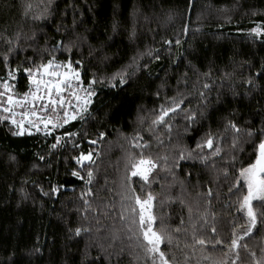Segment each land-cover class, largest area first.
Listing matches in <instances>:
<instances>
[{
	"label": "trees",
	"instance_id": "trees-1",
	"mask_svg": "<svg viewBox=\"0 0 264 264\" xmlns=\"http://www.w3.org/2000/svg\"><path fill=\"white\" fill-rule=\"evenodd\" d=\"M27 3L32 9L25 16ZM46 8L50 16L32 19ZM262 21L264 0H0V37L13 41V51L8 52L9 45L0 39L2 78L7 71L5 54L11 68L26 67L32 61H46L45 49L51 50L58 41L76 40L77 36L86 40L73 48L72 57L83 60L86 78L93 74L110 77L132 65L134 57L139 65L138 70L127 67L130 80L124 90L97 85L91 117L72 121L54 133L78 132L74 138L78 149L72 142L51 149V135L13 136L6 124H0V264H91L105 252L112 255L104 264H151L138 242L128 239L127 231L128 210L134 202L125 181V163L129 153L139 154L130 146L137 132L150 142L145 153L167 156L171 169L158 168L150 189L158 201H164L162 206L156 202L155 212L164 217L173 236L172 244H162V250L172 264H219L225 259L231 264L235 254L228 252L225 257L226 245L234 228L240 234L239 225L245 220L236 212L239 194L230 193L229 188L252 149L244 145V152H234L231 134L224 129L228 120L247 127L259 125L264 117V78L257 75L264 64V36L249 35ZM54 55L65 60L69 53L57 51ZM157 55L159 59H155ZM249 79L254 86L247 83ZM13 83L18 93L27 91L26 74L18 73ZM178 95L185 99L183 108L204 113L198 116V123L185 132L187 121L181 113L173 121L170 139L163 128L149 131L150 110L166 97ZM141 116L147 117L143 123ZM209 131L226 136L219 142L220 155L212 156L205 148L203 153L197 150L194 158L180 161L179 167H171L179 151L195 149ZM100 132L106 133L102 140L98 139ZM91 139L98 143L90 145ZM89 148L99 155H94L95 165H89L94 168L92 195L87 197L92 206L85 215L81 199L85 184L71 171L79 170L72 157ZM40 155L45 159L40 160ZM200 155L207 159L201 160ZM233 155L237 156L234 166ZM81 175L86 178V169ZM131 183L143 195L142 181L133 177ZM53 187L59 191L53 193ZM254 207L258 213L264 212L259 203L254 202ZM121 213L125 220L120 219ZM76 227L90 231L74 236L69 229ZM176 227L181 228L179 233L173 231ZM194 231L209 241L223 239L225 245H194ZM241 244L248 248L238 250L236 264H255V259L264 258V222L258 220L257 229ZM251 252L256 253L255 258Z\"/></svg>",
	"mask_w": 264,
	"mask_h": 264
},
{
	"label": "snow or ice",
	"instance_id": "snow-or-ice-1",
	"mask_svg": "<svg viewBox=\"0 0 264 264\" xmlns=\"http://www.w3.org/2000/svg\"><path fill=\"white\" fill-rule=\"evenodd\" d=\"M51 3V0H49ZM32 9L31 3L25 4L24 15L28 16ZM51 12L46 8L44 12L39 15H33L34 20H44L50 16ZM75 23V21H74ZM60 26H57V31ZM135 33H133V36ZM249 35L254 37L264 36V21L256 23V26L249 30ZM131 38V37H130ZM9 45L8 52L13 51L11 47L13 41L11 38L0 37ZM86 40V37L77 36L76 40L68 38L66 40L58 41L52 46L51 50L45 49L48 53L47 60L41 59L39 63L32 61L29 66L11 68L9 65V57L7 54L3 57V62L6 68V78L0 77V124H6L9 132L13 136L23 137L25 135H33V133H43L45 137L53 136L54 142L50 145L51 149L63 147L65 143L72 142L73 148H80L79 144L75 143L74 138L79 135L78 132H69L65 130L62 134L54 135V133L69 125L72 121H86L91 117V106L94 98L97 96V85H103L112 89L120 88L124 90L125 86L129 84L130 75L127 67H135L139 69V65L135 64L136 58H133V64L122 68L113 73L110 77H97L93 74L91 78H86V69L83 60L73 59L72 50L78 48ZM79 41V43H77ZM171 44L172 41H166ZM177 40L176 44L179 45ZM91 48V45H89ZM67 52L68 57L65 60H57L54 55L55 52ZM91 51L89 55H91ZM151 55V53H149ZM155 59H159L157 55ZM146 68L147 65H144ZM261 71L257 73L258 76L264 78V64L261 66ZM26 74L28 81L27 91L20 94L16 91V85L13 83L17 79V74ZM248 84L253 85V80L249 79ZM254 86V85H253ZM204 88H208V84H204ZM157 97L160 96L159 91L155 93ZM204 98V92L200 93ZM185 103L183 96L166 97L165 102L159 104L156 108L150 110L151 122L149 131L155 132L160 128L165 129L171 138L173 121L175 117L183 113L187 126L184 131L188 132L192 126L198 123V116L202 117L203 112L199 114L190 108L185 109L182 105ZM147 117L141 116V123ZM224 133L231 134V148L234 152H244V145L251 147L252 152L249 154V161L246 164H241L234 177V183L229 188V192L238 193L235 201L236 212L241 214L245 220V224L239 225L241 232L237 234L236 229H233L232 239L227 243V257L228 252L235 254V259L231 264H236L239 260V249L241 247L247 249V244H241L245 237L253 234V230L257 229L258 220L264 222V212L258 213L254 207V202H257L264 208V117H261L259 125L241 127L236 121L228 120ZM106 133L100 132L98 139L102 140ZM224 134L213 133L211 131L205 133V136L198 140L195 149L181 150L173 158L172 168L179 167L180 161L194 158V154L203 153L204 149L211 150L212 156H218L223 151L219 142L224 140ZM159 143H163L157 137ZM90 145L98 143L97 139L88 141ZM130 146L133 149H138L139 154L129 153L127 162L125 163V181L128 190L132 193L130 199L134 202L128 210L131 213L130 224L127 228L128 239H135L137 246L143 250L144 255L151 260V264H172L165 251L162 250L161 245L167 243L171 245L173 236L168 231V226L165 223L163 216H158L155 212L156 202L158 196L151 191V185L155 182L154 173L158 168L168 169V157H153L151 154H146L145 149L150 147V142L144 141L143 137L136 133L130 141ZM51 155V152L48 153ZM94 150L89 148L87 152L81 150L77 156L72 157L75 163L79 166L78 169H73L71 175L84 181L85 190L81 192V199L83 201V209L85 215L91 208V201L87 198L92 195L90 185L94 180V168L89 165H95ZM13 160L15 156L11 157ZM40 160H44L45 156L40 155ZM201 160H206L207 156L200 155ZM233 166L237 160V156L231 157ZM163 161V164H161ZM86 169V178L81 175V171ZM227 170L225 175L227 176ZM138 177L142 181L140 191L143 195L136 192L132 187V178ZM62 187V186H59ZM59 187H53V193L59 191ZM148 189V190H146ZM48 193H45L47 195ZM208 196L211 197L212 190H208ZM162 206L164 201L159 200ZM210 203V201H209ZM192 209L189 208L191 214ZM121 220L126 217L121 213ZM205 223H207L205 217ZM183 224V219H181ZM74 236H80L82 233L90 231L88 228L76 227L69 229ZM174 232L179 233L180 227L173 229ZM216 228L212 227V233H216ZM115 240V237H113ZM192 240L194 245L205 246L209 243L213 248L217 245H225L223 239L206 240L204 237H198L196 232L192 233ZM39 251V249H36ZM101 251L104 250L101 248ZM123 251V249H121ZM264 251V249H262ZM111 253H104V255L97 256L91 261V264H104L105 258L111 259ZM255 258L256 253L251 252ZM87 258V252H85ZM219 264H228V260L220 261ZM255 264H264V258L255 259Z\"/></svg>",
	"mask_w": 264,
	"mask_h": 264
},
{
	"label": "rangeland",
	"instance_id": "rangeland-1",
	"mask_svg": "<svg viewBox=\"0 0 264 264\" xmlns=\"http://www.w3.org/2000/svg\"><path fill=\"white\" fill-rule=\"evenodd\" d=\"M22 94V93H21Z\"/></svg>",
	"mask_w": 264,
	"mask_h": 264
}]
</instances>
